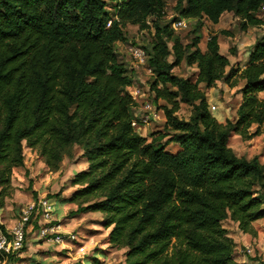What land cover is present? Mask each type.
I'll return each mask as SVG.
<instances>
[{
    "label": "trees",
    "instance_id": "obj_1",
    "mask_svg": "<svg viewBox=\"0 0 264 264\" xmlns=\"http://www.w3.org/2000/svg\"><path fill=\"white\" fill-rule=\"evenodd\" d=\"M168 1L0 0V207L26 147L57 172L79 146L88 167L74 174L77 188L64 200L77 213H102L108 243L126 248L121 264H248L237 260L224 221L256 234L264 163L238 156L229 140L232 132L245 140L264 132V34L241 68L221 52L217 33L202 50L199 32L203 19L216 24L228 12L243 30L264 26V0H175L179 16L197 19L188 43L174 29L177 17L164 21ZM129 24L154 30L144 47L166 121L151 139L132 126L134 79L117 50ZM183 62L197 66L196 79L174 73ZM240 80L236 118L221 122L207 89ZM182 104L192 106L187 120ZM171 142L178 150L168 149Z\"/></svg>",
    "mask_w": 264,
    "mask_h": 264
},
{
    "label": "rangeland",
    "instance_id": "obj_2",
    "mask_svg": "<svg viewBox=\"0 0 264 264\" xmlns=\"http://www.w3.org/2000/svg\"><path fill=\"white\" fill-rule=\"evenodd\" d=\"M175 6V0L168 1L167 15L164 21L168 22L174 17H177V20L185 21L187 26L184 28L175 27L174 24L173 26L177 34L182 37L184 43H188L194 35L197 19L179 16ZM149 22L152 23V18L149 19ZM203 22L205 23L204 27L199 32L202 35L203 32L205 33L200 43L201 48L205 47L210 33L216 31L214 25L208 19H203ZM221 25L223 29L229 31V34L220 33L219 35L221 48L235 61L232 63L233 65H240L238 60L245 55L246 51L251 47V43L264 34V26L250 27L247 30H243L240 27L239 18L232 12L223 15ZM153 31V29L142 30L137 25L129 24L126 27L127 41L117 44L119 56L126 63L134 79L133 86L129 88V91L134 92L136 88L140 90L136 99L137 108L135 111H138L139 115L142 114L145 111L143 107L145 101L151 102L156 106L158 115L151 117L149 124L143 125L140 132L150 139L152 133L159 135V133L165 131L166 117L163 110H160V106L164 105L165 102L159 100L158 103H154V92L151 90V82L155 76L153 72L148 71L146 65L140 68L134 67L133 59L128 52V46L132 43L141 47L148 46L153 39ZM174 73L179 76L196 79L198 68L196 65H188L183 62L180 66L174 68ZM242 85V80L235 87H230L221 81L209 93L210 110L211 104H216L218 110L212 113L218 118L221 113L223 122L226 119L234 120L236 118V110L241 102V93L239 91ZM209 91L210 89H208ZM261 97H264V93L261 94ZM178 114L183 119H189L192 115V106L182 104ZM256 127V125H253L251 131H255ZM229 145L238 156L251 158L254 155H259L261 162L264 163V132L251 140H245L239 134L232 132ZM168 149L175 151L177 145L169 144ZM82 153L83 150L76 146L72 157H64L60 170L50 172L38 151L28 147L25 148V166L14 169L12 176L13 193L10 197L5 198L4 205L0 208L1 210L3 208V211L0 212L3 225L5 228L13 226L24 208L31 203H38L43 198H48L53 202V217L55 219L53 223L60 226L63 224V228L59 227L58 230L61 235L66 236H63L64 242L56 243L50 240L51 235L45 238L40 237L38 234L41 221L40 213L35 212L27 225L26 239L21 251L13 255V258L10 255L6 258L0 255V264H83V262L84 264H89L91 260L86 259L89 254L90 256L95 254V257L105 259V261L102 260L103 264H121L125 261L126 249H119L109 245L107 239L104 238L105 229L98 220L91 221L92 224H97L86 226L89 218H86L84 222L82 218L75 217V220L70 218L72 207L66 205L67 202H65L64 198L68 197L77 188V186H72L71 184L74 174L88 167V162L82 156ZM100 214L102 213L94 212L93 217ZM64 218H70L69 225L65 224L68 221L67 219L63 220ZM224 225L237 241L236 256L238 259H246L252 262L254 255H245L246 247L249 245L253 248L252 253L259 258L258 264L264 262V218L255 222L256 234L243 232L239 229L237 223L231 220H225ZM88 227L98 230L89 232L86 230ZM67 234L73 236L68 237ZM92 239H95V241H91ZM89 241H91V247L88 245Z\"/></svg>",
    "mask_w": 264,
    "mask_h": 264
},
{
    "label": "built area",
    "instance_id": "obj_3",
    "mask_svg": "<svg viewBox=\"0 0 264 264\" xmlns=\"http://www.w3.org/2000/svg\"><path fill=\"white\" fill-rule=\"evenodd\" d=\"M174 26L178 28H184L187 26V24L183 20H177L174 22ZM128 52L133 59V65L135 68H140L146 65L148 71L152 72V69L149 68L147 64L148 55L144 47L131 44L128 46ZM131 93L136 100L140 90L136 88L135 91ZM143 107L145 111L140 115L137 114L136 118L132 122V126L137 132L143 125L149 124L151 117H156L158 115L156 113L155 104L145 101ZM214 109H216V106L211 105V110ZM35 212L40 213L41 221L40 227L38 229V234L40 237L45 238L48 235H51L50 240L52 242H64L63 236L66 235H61L58 230V228L61 226L59 224L53 223L55 221L53 217V202L48 198H43L39 200L38 203H31L26 208H24L22 210V214L16 220L13 226L8 228L6 227L5 230L0 227V255L3 258L8 257L9 255H16L21 251L26 239L27 225L29 224L32 215ZM67 236L71 237L73 235L67 234ZM246 252L251 253L252 249L247 246Z\"/></svg>",
    "mask_w": 264,
    "mask_h": 264
},
{
    "label": "crops",
    "instance_id": "obj_4",
    "mask_svg": "<svg viewBox=\"0 0 264 264\" xmlns=\"http://www.w3.org/2000/svg\"><path fill=\"white\" fill-rule=\"evenodd\" d=\"M228 14V13H227ZM222 19H223V17H221V20H220V22L219 23H213V22H211L210 20V22L214 25V27H215V32H213V33H210V34H214V33H217L218 35H220V33H221V31L222 30H225V29H223V26L221 25L222 24ZM254 27H256V26H254ZM250 28V27H249ZM248 28V29H249ZM220 29H222L220 32H219V30ZM204 32H203V35L202 36H204ZM221 34H223V33H221ZM226 35V34H225ZM210 36V35H209ZM255 41L256 40H254L253 41V43H251V47L246 51V53H245V55L242 57V58H240L239 60H238V62L240 61V65H236V66H240L241 68H244L245 67V65H246V63H247V61H248V58H249V54H250V50H251V48H252V46H253V44L255 43ZM207 42V41H206ZM120 43V42H119ZM219 43H220V36H219ZM220 48H221V43H220ZM202 50H206V43H205V47L204 48H202ZM221 52L223 53V54H225V55H227L228 56V58H229V60L231 61V63H234L235 61H233L232 59H231V56H229L225 51H223L222 50V48H221ZM235 58V57H234ZM243 61V62H242ZM242 62V63H241ZM219 82H221V81H219ZM218 82V83H219ZM217 83V84H218ZM225 83V82H224ZM227 84V83H226ZM243 85H244V81H243ZM242 85V86H243ZM217 86V85H216ZM215 86V87H216ZM132 87V86H131ZM202 87H204V85H202ZM215 87H213V88H211L210 89V91L208 92V89H207V95H208V101L210 102V96H209V93L215 88ZM130 88V87H129ZM128 88V89H129ZM262 93H264V91L263 92H261L260 93V97H261V94ZM240 98H241V100H242V96H241V94H240ZM262 98H264V97H262ZM211 105H215L216 106V109H214V110H211L212 112L213 111H216V110H218V106L216 105V104H211ZM238 108V107H237ZM236 112H237V110H236ZM213 115H215L214 113H213ZM221 113H220V117L218 118L217 117V119L218 120H220L221 122H223L224 120L223 119H221ZM141 129H142V127L140 128V130L138 131L139 133L141 132ZM140 134H142V133H140ZM143 135V134H142ZM144 136H145V134H144ZM171 145H173V144H175V145H177V149L176 150H178V148H179V145L177 144V143H175V142H171L170 143ZM175 150V151H176ZM172 151V150H171ZM66 205H69V206H71L72 207V213H71V217L70 218H73L74 220H75V217L76 218H82V220H83V222H84V220L86 219V218H89L88 220H89V222H86L87 224H86V226L87 225H91L92 224V220H95V221H99V223L100 224H102V226L104 227V225H103V215L102 214H100L99 216H95V217H93L94 215H93V213L94 212H87V213H77V212H75V210L77 209V205L75 204V203H70V202H67V204ZM1 208V207H0ZM3 211V208H2V210L0 209V212H2ZM0 216H1V214H0ZM67 217V216H66ZM70 218H64L63 220H65V219H67V223H65V224H67V225H69L70 224ZM0 221H1V224H4L3 223V221H2V218L0 217ZM259 221V220H258ZM82 222V223H83ZM94 224H97V223H93L92 225H94ZM238 225V224H237ZM82 226V225H81ZM9 227V226H8ZM7 227V228H8ZM11 227V226H10ZM61 228H63V224L61 225ZM104 229H105V231H104V235H105V239H107V237H108V234H109V232H110V228H105L104 227ZM240 229V228H239ZM87 231H89V232H95V231H97L98 229H93L92 227H88L87 229H86ZM231 235V234H230ZM232 236V235H231ZM233 237V236H232ZM234 238V237H233ZM235 240V239H234ZM91 241H95V239H92ZM91 241H89L88 242V245L91 247L92 245H91ZM236 241V240H235ZM110 245V244H109ZM236 245H237V241H236ZM248 247H250L249 245H247ZM236 248H237V246H236ZM251 249H252V252H253V248L252 247H250ZM124 249H126V248H124ZM247 253L246 252V254L245 255H254V258L252 259V262L251 261H247L246 259H238L237 258V256H236V258H237V260L238 261H240V262H243V263H248V264H258V261H259V258L257 259V257L255 256V254L254 253ZM95 254H93V255H91L90 256V254L88 255V257L86 258V259H89V260H91V262H92V257H95L94 256ZM85 260V259H84ZM83 260V261H84ZM101 260H103V261H105V259H101ZM124 263V262H123ZM262 263H264V262H261L260 264H262ZM83 264H84V262H83ZM90 264V263H89Z\"/></svg>",
    "mask_w": 264,
    "mask_h": 264
}]
</instances>
